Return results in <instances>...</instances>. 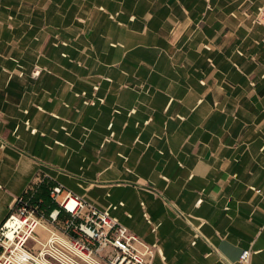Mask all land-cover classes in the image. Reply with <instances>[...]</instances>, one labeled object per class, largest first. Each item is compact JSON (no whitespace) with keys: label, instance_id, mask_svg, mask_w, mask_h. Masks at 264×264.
<instances>
[{"label":"crops","instance_id":"obj_1","mask_svg":"<svg viewBox=\"0 0 264 264\" xmlns=\"http://www.w3.org/2000/svg\"><path fill=\"white\" fill-rule=\"evenodd\" d=\"M262 1L0 0V224L46 176L152 264H264Z\"/></svg>","mask_w":264,"mask_h":264},{"label":"built area","instance_id":"obj_2","mask_svg":"<svg viewBox=\"0 0 264 264\" xmlns=\"http://www.w3.org/2000/svg\"><path fill=\"white\" fill-rule=\"evenodd\" d=\"M257 20L264 23V0ZM51 197L58 206L49 215L39 213L25 195L0 224V264H152L157 246L149 243L109 208H101L87 198L56 183ZM41 227L47 237L36 233ZM32 239L39 247L28 246ZM250 249L240 255L250 264Z\"/></svg>","mask_w":264,"mask_h":264},{"label":"trees","instance_id":"obj_3","mask_svg":"<svg viewBox=\"0 0 264 264\" xmlns=\"http://www.w3.org/2000/svg\"><path fill=\"white\" fill-rule=\"evenodd\" d=\"M57 182L46 176H41L40 180L31 185L24 193L30 199L33 206H37L39 213L43 212L45 215L58 206L57 201L51 197V189Z\"/></svg>","mask_w":264,"mask_h":264},{"label":"rangeland","instance_id":"obj_4","mask_svg":"<svg viewBox=\"0 0 264 264\" xmlns=\"http://www.w3.org/2000/svg\"><path fill=\"white\" fill-rule=\"evenodd\" d=\"M36 233H37L38 235L41 236L42 233H43V230L39 227V228L37 229Z\"/></svg>","mask_w":264,"mask_h":264},{"label":"bare ground","instance_id":"obj_5","mask_svg":"<svg viewBox=\"0 0 264 264\" xmlns=\"http://www.w3.org/2000/svg\"><path fill=\"white\" fill-rule=\"evenodd\" d=\"M41 228V227H40Z\"/></svg>","mask_w":264,"mask_h":264}]
</instances>
